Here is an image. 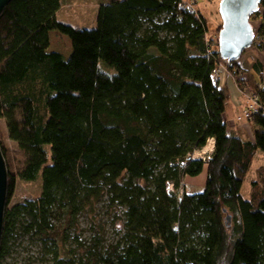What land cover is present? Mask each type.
I'll use <instances>...</instances> for the list:
<instances>
[{
    "label": "trees",
    "instance_id": "trees-1",
    "mask_svg": "<svg viewBox=\"0 0 264 264\" xmlns=\"http://www.w3.org/2000/svg\"><path fill=\"white\" fill-rule=\"evenodd\" d=\"M65 1L14 0L0 16V120L17 144L0 130L9 173L0 264H17L7 259L21 236L41 242L49 264H81L68 226L102 202L123 209L124 224L108 252L100 236L90 247L99 263L264 264V167L242 195L264 151V111L252 119L253 140L230 134L215 70L258 89L254 74L221 57L206 17L184 0H103L94 28L60 22ZM255 17L263 32L264 0ZM52 31L70 38L68 58L50 51ZM193 57V70L179 62ZM212 138L209 159L188 158ZM206 166L204 190L186 192L185 178ZM40 172L41 194L11 206L19 180Z\"/></svg>",
    "mask_w": 264,
    "mask_h": 264
},
{
    "label": "rangeland",
    "instance_id": "rangeland-1",
    "mask_svg": "<svg viewBox=\"0 0 264 264\" xmlns=\"http://www.w3.org/2000/svg\"><path fill=\"white\" fill-rule=\"evenodd\" d=\"M195 2V8L201 11L208 21L209 32L207 38L210 40L215 39L216 41V39L219 38L220 33L218 32V29L223 24V19L219 11L221 0H196ZM102 3L103 0H66L65 4L58 11L57 18L60 22L75 27L94 28L97 25L98 12ZM258 19L260 18L255 17L251 20L252 26L255 27L254 45L247 49L239 58L242 60V57H245L247 65L243 62V68H248V70H246L254 74L256 83L259 82L261 77L260 74L258 75V72L256 74L252 72L251 67L260 63L264 64V55L262 57L258 55L256 51V49L260 50L264 54V50L260 47L261 45L257 43L258 35L264 36V31H259V28L263 26L261 23L262 20ZM257 28L258 31H256ZM50 38V51L60 52L67 58L71 55L72 43L67 35H63L58 31H52L50 33ZM195 61V57H193L188 60H180L179 62L185 68L192 70L195 68ZM102 64L109 72H116L114 67L107 68L104 62H102ZM252 70H254V68H252ZM260 84L261 80L258 85ZM239 122H241V120H239ZM249 122L252 124V132L250 129H248V131L245 126H242L244 123H239L241 124L240 130L244 134L245 140L251 139L255 132V125H253L255 124L254 121L251 120ZM0 130L5 144L10 148L17 149V144L8 138L6 125L3 120H0ZM229 133L231 134V131H229ZM203 150L204 149L196 151L192 157L195 156L198 158L202 157L208 159L209 154H205ZM263 167L264 151L259 149L255 154L250 171L246 176L244 186L242 188V195L244 198L248 199L250 197L254 182L259 178L258 174ZM205 168L207 169V166ZM186 178L184 180L186 192H198L201 187H203L202 184L199 185L197 183L198 179L194 180L195 182L193 183L190 181L187 182ZM42 188V172H40L39 176L35 180H19L15 193L11 198L10 205L12 206L27 199L37 198L41 194ZM169 189L172 191L174 188L170 185ZM181 195L182 191L180 196ZM123 214L124 211L121 208L114 209L113 207H109L105 202L100 203L94 216L87 213L82 214L68 226L69 228L66 232L68 236L66 246L73 250L74 257L80 258L81 264H102L98 262L99 258L97 256L89 253L90 247L93 246L95 242L99 241L97 239L99 236L101 237L102 242L100 250L103 253L108 252L111 245H116L118 240L121 239V233H123ZM228 221H231L229 216ZM61 223L63 227V225H65L64 219L59 221L57 225L60 226ZM49 259L50 257L44 256L43 254V244L41 242L32 241L29 236H21L15 243L7 262H14L17 264H49Z\"/></svg>",
    "mask_w": 264,
    "mask_h": 264
},
{
    "label": "water",
    "instance_id": "water-1",
    "mask_svg": "<svg viewBox=\"0 0 264 264\" xmlns=\"http://www.w3.org/2000/svg\"><path fill=\"white\" fill-rule=\"evenodd\" d=\"M14 0H0V16ZM262 0H221L220 14L223 26L219 33V51L223 59L238 60L244 52L254 45V28L251 16ZM190 158H197L192 157ZM9 173L6 159L0 144V245L5 225V213L8 202Z\"/></svg>",
    "mask_w": 264,
    "mask_h": 264
},
{
    "label": "crops",
    "instance_id": "crops-1",
    "mask_svg": "<svg viewBox=\"0 0 264 264\" xmlns=\"http://www.w3.org/2000/svg\"><path fill=\"white\" fill-rule=\"evenodd\" d=\"M258 20H260V19H258ZM256 51H257L258 55L263 57L264 54L262 51L257 50V49H256ZM243 62L246 63L245 57H242V60L239 61V66L244 67L242 65ZM246 65H247V63H246ZM257 65H259V64H257ZM248 67H249V65H248ZM252 68H254V67H251V71L256 74L257 71L252 70ZM246 69L248 70V68H246ZM246 69L244 68L245 71H247ZM219 72H220V77H221L220 85L225 87L227 89V93H228V100L226 102V111L223 114V121L226 124V129L228 132L231 131V134L239 136V137L244 139V134L240 130L241 124H239V123H244L242 126H245L247 128V130L250 129L252 132L251 122H249V121L246 122L243 120H241V122H239V118L243 115V112L246 108V97H245L243 91L246 88H250L249 85H247V83H245V82L243 83L240 81L242 79H247V77H246V75L243 76L241 74L237 76L235 73L231 72L228 67H225V66L220 67ZM258 75H259V73H258ZM260 80H261V78H260ZM260 80H259V82H260ZM259 82H257L256 84H259ZM253 125H255V124H253ZM212 139H214V138H212ZM253 139H254V134L252 135V138L249 140H253ZM186 179H187V182L190 181L193 183L195 182L194 180L198 179L197 183L199 185L202 184V186H203V187H201V189L199 191H203L205 188L206 182H207V169L205 168L204 171L199 176H196V177L188 176Z\"/></svg>",
    "mask_w": 264,
    "mask_h": 264
},
{
    "label": "built area",
    "instance_id": "built-area-1",
    "mask_svg": "<svg viewBox=\"0 0 264 264\" xmlns=\"http://www.w3.org/2000/svg\"><path fill=\"white\" fill-rule=\"evenodd\" d=\"M196 0H185V8L189 10L191 13H198V10L195 8ZM258 44H264V36L258 35L257 37ZM215 73L218 77V80H221L219 69L215 70ZM261 76V84L259 85L258 89L246 88L244 89L243 93L246 97V108L243 112V115L239 118V120L243 121H251L255 114L264 111V101L262 100L261 96V88L264 87V71L260 74ZM210 141V140H209ZM207 146V145H206ZM215 145L212 149L203 150L205 154L208 155V159L211 157L212 153L214 152ZM194 155V154H191ZM195 157V156H193ZM198 158V157H197ZM202 158V157H201ZM203 160H207L202 158Z\"/></svg>",
    "mask_w": 264,
    "mask_h": 264
},
{
    "label": "bare ground",
    "instance_id": "bare-ground-1",
    "mask_svg": "<svg viewBox=\"0 0 264 264\" xmlns=\"http://www.w3.org/2000/svg\"><path fill=\"white\" fill-rule=\"evenodd\" d=\"M215 145V139H210L207 146L204 147L205 150L212 149Z\"/></svg>",
    "mask_w": 264,
    "mask_h": 264
}]
</instances>
